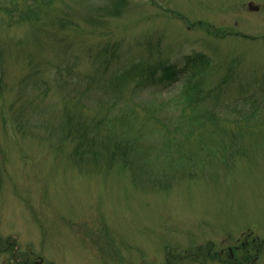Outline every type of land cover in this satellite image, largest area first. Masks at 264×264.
I'll list each match as a JSON object with an SVG mask.
<instances>
[{
    "label": "rangeland",
    "instance_id": "374dc122",
    "mask_svg": "<svg viewBox=\"0 0 264 264\" xmlns=\"http://www.w3.org/2000/svg\"><path fill=\"white\" fill-rule=\"evenodd\" d=\"M17 1L22 10L33 1L43 12L34 31L0 28V264H264V104L253 118L257 126L213 131L225 151L206 142L197 160L178 169L168 165L162 134L145 126L140 107L132 116L137 119L114 133L119 139L143 135V154L131 166L74 162L73 147L58 146L50 130L75 83L57 88L54 79L58 56L70 43V54L82 59L80 68L70 59L74 76L87 71L98 84L118 69L139 74L148 65H174L179 80L134 94L130 85L120 89L136 107L172 99L178 109L183 80L196 73L183 58L204 53L211 68L191 75L193 83L221 90L225 106L214 105L216 119L240 118L250 110L249 103L235 110L240 99L262 103L255 86L264 87V0H126L118 16L92 12L97 26L82 18L109 0ZM106 45L115 46L118 58L107 64L102 58L93 70L87 58L96 60ZM62 67V77L68 73L72 81ZM28 101L41 110L32 125L11 123Z\"/></svg>",
    "mask_w": 264,
    "mask_h": 264
},
{
    "label": "trees",
    "instance_id": "16d2710c",
    "mask_svg": "<svg viewBox=\"0 0 264 264\" xmlns=\"http://www.w3.org/2000/svg\"><path fill=\"white\" fill-rule=\"evenodd\" d=\"M32 2L28 4L25 3V9L22 10L19 8L17 0H0V28L4 25L2 23H5L10 28L13 26L29 25L33 31L39 29L43 9H39V7ZM51 2L52 0L46 4L50 5ZM125 3L126 0H109L108 6L99 7L95 10L92 9L88 12L90 14L82 19L88 23V25L96 24L97 26L100 22L97 21L92 12L98 10V12L103 13L101 17L118 16L125 6ZM58 20L61 23H66L63 18H59ZM66 50L67 52H63L60 57L58 56V72H56V78L54 79L57 82V88H65L72 85L73 82L75 83L67 96L63 98L61 103L62 114L58 117L57 125L53 126L51 124L52 127L50 126V130L52 132H57L58 146L65 142L73 147L72 149L74 151L71 156L74 162L84 161L94 162L96 164H109L122 161L126 166H131L135 163L136 158L141 159L139 155L143 154V152H141L142 149H140L142 147L140 143L142 142L141 137H143V135H135L133 139H119L114 134L118 128L129 127V123L137 119L132 118V116L137 114V108L139 107L147 116L145 126H153L154 133L159 132L162 134L163 140L161 144L164 147L163 149L169 150L168 155L164 153V156L172 158L168 164L172 169H178L180 164L183 166V162L188 163V161L194 157L197 160L200 154L204 152L202 146L206 145V142L207 144L212 142L214 146L225 151L222 147V141H219L217 137L214 139L215 132L213 131L225 130L228 125L232 124L237 126V129H241L244 125L246 127H252L258 124L259 120L256 121L253 118L256 117L258 108L264 104V87L258 86V84L255 86V90L262 95L260 96L261 104L258 103L254 105L255 103L252 98L243 97L235 104V110L240 107V104L245 105V103H249L250 110L248 113L243 114L240 118L231 120L215 118L216 115L213 111L214 105L223 108L225 106L224 101L219 99L221 90L216 86L211 89L199 88L193 83L191 78L194 74L198 72L204 73L211 68L212 61L204 53L195 52V54L193 53L183 58V66H189L190 69L195 70L196 73L193 75L190 74L189 79L186 78L183 80L185 84L180 93V104H177L179 108L175 109L174 107L176 106L172 99L158 100L160 102L153 100L147 102V104L141 103V105L136 107L130 95H124L123 92H120V89L125 85H130V93L134 94L133 92L137 90L144 92L146 88L153 87L158 83H169L170 81L174 82L179 80L180 78L174 65L161 62L159 64L160 67H155V69L148 65L143 71L141 70L142 72L139 71V74H136L134 68L132 70L126 68L122 71L118 69V71L115 72L116 74L112 75L109 80L106 77L103 83L98 84L93 80V75L89 74L87 71H85L81 77L79 76L77 78L74 76L72 72L73 68L69 65L71 62L70 59L73 58L72 64L75 63L76 66L78 65L77 68H80L79 65L81 66L80 63L82 59L79 57V53L78 55L76 54V56L70 54L71 51L74 50L72 43L66 47ZM115 53V46L106 45L104 49L95 53L94 57L97 58L96 60H92L90 57L89 59L87 58V60H89L91 68H94L97 66V63L99 64L106 58L108 61H105V64L114 61L118 58L115 56ZM148 54H151V51ZM1 55H3V52H0V58ZM102 58L103 60H101ZM60 64L65 65L62 67ZM60 66L63 70L65 69L64 72L68 70V72L74 76L72 77V81H67L66 76L68 73L62 77V69H60ZM93 70H95V68ZM103 72L105 71L103 70ZM32 75L33 73H30L27 77L23 78L24 88L25 83L28 87L29 83L27 79H30ZM4 79L5 78L0 74V93L4 90ZM259 81L260 76L257 83ZM49 82H52V80L45 83L47 87L49 86ZM40 83L43 84L44 82L42 81ZM115 88L117 89L115 90ZM48 91L49 90L46 89L44 94L46 95ZM117 92H119V94H117ZM24 93L26 94L25 90ZM113 95H118L120 97L115 98ZM90 97L96 100L94 104L91 106L84 104L83 100L89 99ZM124 99H126V102L132 103L126 104L125 102V104H120ZM207 99L214 100V104L202 107L200 103ZM137 103L139 104V102ZM12 105L14 106V104ZM21 105L18 107L16 116L10 117V121L13 124L19 122L18 125L23 127H25L26 124L31 126L36 115H38L41 110L36 104L34 105L30 101H28V104L23 103V106ZM84 109L86 110L85 112ZM48 110L50 115L52 111H50V109ZM12 114H14V112ZM209 126H214L216 128H212L211 131H208V129H210ZM212 135L213 139L211 140ZM192 145L194 149L193 153L190 149ZM184 152L187 155H185ZM205 154L209 156L208 152ZM196 165L197 163L194 164V166ZM189 178H194L193 174L189 173ZM8 246H10V244H8Z\"/></svg>",
    "mask_w": 264,
    "mask_h": 264
}]
</instances>
